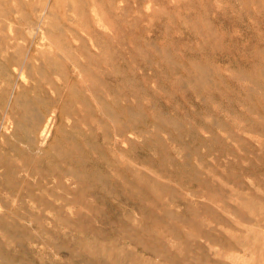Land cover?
<instances>
[{
  "label": "rangeland",
  "instance_id": "rangeland-1",
  "mask_svg": "<svg viewBox=\"0 0 264 264\" xmlns=\"http://www.w3.org/2000/svg\"><path fill=\"white\" fill-rule=\"evenodd\" d=\"M0 264H264V0H0Z\"/></svg>",
  "mask_w": 264,
  "mask_h": 264
},
{
  "label": "bare ground",
  "instance_id": "bare-ground-1",
  "mask_svg": "<svg viewBox=\"0 0 264 264\" xmlns=\"http://www.w3.org/2000/svg\"><path fill=\"white\" fill-rule=\"evenodd\" d=\"M45 8H46V6H45ZM48 12V11H47ZM45 13H46V11H45ZM43 14V13H42ZM48 14V13H47ZM43 16V15H42ZM41 16V17H42ZM41 20V19H40ZM38 25V24H37ZM39 31V30H38ZM36 32V31H35ZM32 35V34H31ZM30 35V36H31ZM14 76V75H13ZM21 77H23L22 75H21ZM93 87V86H92ZM38 117V116H37ZM54 117V116H53ZM35 118V117H34ZM31 120H33L32 118H31ZM56 120V119H55ZM35 121V120H34ZM30 123L32 124V121H30ZM34 123H36V122H34ZM39 123L40 122H38V126H39ZM51 123H53L52 122V116H48L46 119H44V121L42 122V124H41V126H40V128H39V130H38V133H37V140L41 143V144H44L45 142H46V140H47V138H48V135L50 134L49 133V129H50V126H51ZM30 125V124H29ZM31 126H33V124L31 125ZM37 125H35V127H36ZM30 127V126H29ZM29 127H27V128H29ZM35 127H33V129L35 128ZM53 127V126H52ZM30 129H31V127H30ZM25 130H27V129H25ZM35 130V129H34ZM27 133V132H26ZM31 133V132H30ZM36 133V132H35ZM35 137V136H34ZM32 140H34V139H32ZM34 143H35V141H33ZM32 142V143H33ZM38 143V142H37ZM36 143V144H37ZM34 145V144H33ZM64 174H67V173H64ZM157 253V252H156ZM235 257V256H234ZM251 257V256H250Z\"/></svg>",
  "mask_w": 264,
  "mask_h": 264
}]
</instances>
